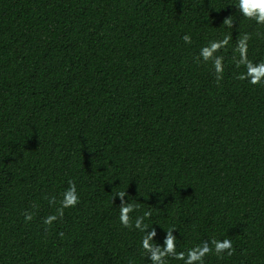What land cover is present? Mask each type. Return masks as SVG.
<instances>
[{
  "label": "trees",
  "instance_id": "obj_1",
  "mask_svg": "<svg viewBox=\"0 0 264 264\" xmlns=\"http://www.w3.org/2000/svg\"><path fill=\"white\" fill-rule=\"evenodd\" d=\"M238 5L0 0V264H154L148 236L264 264V22Z\"/></svg>",
  "mask_w": 264,
  "mask_h": 264
},
{
  "label": "clouds",
  "instance_id": "obj_2",
  "mask_svg": "<svg viewBox=\"0 0 264 264\" xmlns=\"http://www.w3.org/2000/svg\"><path fill=\"white\" fill-rule=\"evenodd\" d=\"M240 11L247 17H254L258 22H264V0H239L238 5ZM185 40H188V37H185ZM213 49L217 47V45L212 46ZM204 55L207 57L210 55V52L208 49L204 50ZM252 72H258L260 74H264V65H262L259 69L257 68H251ZM259 79V76H256L253 78L252 83H256ZM74 192V188H73ZM121 197L125 195V193H119ZM75 196L72 195L68 199L67 203L72 204L75 203ZM131 210V206L123 207L121 209V221L125 224L128 223V215L127 213ZM151 237L148 236L143 240V247L145 249H148L152 252L151 259L153 260L154 264H162L161 262V256L164 254L162 252H159V250L153 251V246L150 244ZM174 247L173 238L169 234L166 238V251H171ZM225 247H230V244L225 241L222 244H217V251H221ZM204 251H208L207 247H205ZM202 254V253H201Z\"/></svg>",
  "mask_w": 264,
  "mask_h": 264
}]
</instances>
